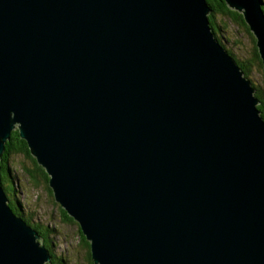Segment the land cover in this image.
Segmentation results:
<instances>
[{"label":"water","instance_id":"water-1","mask_svg":"<svg viewBox=\"0 0 264 264\" xmlns=\"http://www.w3.org/2000/svg\"><path fill=\"white\" fill-rule=\"evenodd\" d=\"M226 2L264 70L260 1ZM211 11L0 0V161L19 125L96 264H264V118ZM1 183L0 264L49 262Z\"/></svg>","mask_w":264,"mask_h":264},{"label":"rangeland","instance_id":"rangeland-1","mask_svg":"<svg viewBox=\"0 0 264 264\" xmlns=\"http://www.w3.org/2000/svg\"><path fill=\"white\" fill-rule=\"evenodd\" d=\"M223 1L227 5L226 0ZM259 1V5L261 7L264 6V0ZM227 8L228 15L217 13L214 18L217 28L215 29L211 26L212 31L214 34L216 33V39L222 43L223 47L229 52V54L232 52L233 55H230L234 58L239 67V61L249 66V74L247 76L241 67L240 69L244 73V77L246 76L245 78L251 82L252 87L255 89V97L259 100L257 97L258 91L264 92V70L263 67L260 68L256 63L251 62L254 58L255 49L260 56L257 46V38L246 22L243 13L231 9L228 5ZM212 13L213 12L211 11L209 17ZM262 15L264 17V14ZM260 59L263 66L261 56ZM18 126L19 125L16 126L17 130ZM32 157L35 159L36 163L42 167L33 155ZM34 168V164L30 159L23 155H17L10 160L9 167L7 169V176L9 179L8 183L11 182L9 185H12V190L15 192L12 200L16 199L18 201L25 216L32 221V225H36L38 228L37 230L29 224L32 230L40 236L42 247H45L46 244L43 242V238L39 232L46 237L49 246H51V250L47 246L45 247L48 249L49 256L51 257L50 261L45 264H52L54 258L58 260L60 264H90L88 258L89 252L92 257L91 242L86 239L81 226L76 220L72 218L73 220L69 222V220H67V218H65V216L61 213L60 204L55 200L53 193L52 197L50 196L48 190L46 189L47 185L45 186L42 178H39V185H36L32 181L30 176L31 173L26 170L31 171ZM1 172L2 170H0V175ZM47 188H50L52 191L49 181ZM6 195L9 200V193H6ZM14 214L17 217H21L16 212H14ZM94 264H96L95 261Z\"/></svg>","mask_w":264,"mask_h":264},{"label":"trees","instance_id":"trees-1","mask_svg":"<svg viewBox=\"0 0 264 264\" xmlns=\"http://www.w3.org/2000/svg\"><path fill=\"white\" fill-rule=\"evenodd\" d=\"M207 2L209 5H211L210 7H211L212 12H213L212 15L210 16L211 25L216 29L217 26H216V23L214 21V18L216 17L217 13L223 14V15H228V10H227L228 8H227L226 3L223 0H207ZM261 9H262L263 14H264V6H262ZM230 54H232V52H230ZM251 62L256 63L258 65V67H260V68L263 67L260 56L258 55L256 49L254 52V58L251 60ZM238 64L240 65V67L244 71L245 75L247 76L249 74V66L242 63L241 61H239ZM257 97L259 98L260 103H261L258 106V108L261 112L262 117L264 118V92L258 91ZM5 151L6 152L4 153L3 158L0 162V165L2 167V172H1L0 178H1L4 189L6 190V193L7 194L9 193V196H10L9 200H11L9 205L14 212H16L19 216H21L24 220H26L28 224H30L32 227H34L38 230L36 225H32V221H30L29 218H27L25 216L24 212L22 211L21 205L18 203V201L16 199L12 200L13 194L15 192L12 190V188H13L12 185H9V183L11 184V182L8 183L9 179L7 176V169L9 167L10 160L14 156L23 155L26 158L30 159L34 164L35 168L33 170H31V171L26 170V171L31 173V175L30 174L29 175L31 176L32 181L36 185L40 184L39 178H42V180L45 183V186L47 185V187H48V181H49L48 174L46 173V170H44L41 166H39L36 163L35 159L32 157V155L29 151V148H28V144L25 140H23L21 138L19 130L16 129L12 132L10 140L6 143V150ZM47 187H46V189L48 190L50 196L52 197L53 192L51 191L50 188H47ZM60 210H61V213L65 216V218H67V220H69V222H71L73 220L70 216H68L67 212L64 211L65 209L61 205H60ZM39 233L41 234V236L43 238V242L51 250V246H49L46 237L41 232H39ZM87 246H88V244H87ZM88 259H89L90 264H94V261L92 260L90 252H89V258ZM52 264H60V262L54 258Z\"/></svg>","mask_w":264,"mask_h":264},{"label":"bare ground","instance_id":"bare-ground-1","mask_svg":"<svg viewBox=\"0 0 264 264\" xmlns=\"http://www.w3.org/2000/svg\"><path fill=\"white\" fill-rule=\"evenodd\" d=\"M211 6V5H210ZM239 12V11H238ZM210 18V17H209ZM212 26V25H211ZM215 31V30H214ZM214 33V32H213ZM216 34V33H215ZM222 44V43H221ZM246 77V76H245ZM6 152V151H5ZM1 162V161H0ZM2 168V167H1ZM2 170V169H1ZM2 184V183H1ZM6 191V190H5ZM11 201V200H10ZM10 203V202H9ZM12 206V205H11ZM13 207V206H12ZM46 247V246H45Z\"/></svg>","mask_w":264,"mask_h":264}]
</instances>
